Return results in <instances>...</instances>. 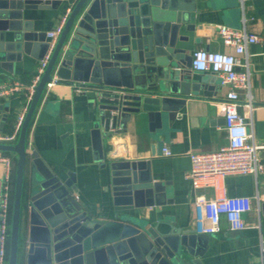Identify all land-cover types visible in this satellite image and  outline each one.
<instances>
[{
  "label": "water",
  "instance_id": "95a60500",
  "mask_svg": "<svg viewBox=\"0 0 264 264\" xmlns=\"http://www.w3.org/2000/svg\"><path fill=\"white\" fill-rule=\"evenodd\" d=\"M61 2L0 0V69L12 73L23 55L43 58L51 40L34 30L29 12L55 9ZM189 2L74 1L16 142L0 143V152L16 158L7 264H19L20 253L23 264H205L208 235L168 221L150 224L133 214L100 219L85 211L70 192L72 174L62 179L36 152L30 156L25 203L23 198L28 129L46 84L55 78L56 83L77 84L96 93L93 159L108 167L114 204H156L162 185L153 182L149 161L110 160L103 154L102 140L110 131L124 134L133 116H145L148 131L157 134L164 119H175L191 92L202 93L206 78L192 77V55L179 46L186 41L181 29L194 28ZM5 101L0 100V132L8 118Z\"/></svg>",
  "mask_w": 264,
  "mask_h": 264
},
{
  "label": "crops",
  "instance_id": "0c3cea01",
  "mask_svg": "<svg viewBox=\"0 0 264 264\" xmlns=\"http://www.w3.org/2000/svg\"><path fill=\"white\" fill-rule=\"evenodd\" d=\"M75 0H62L55 9L30 11L35 31H51L58 24ZM195 13L194 28L180 35L186 41L179 46L189 55L199 49L233 53L222 45L218 27L224 25L248 34L264 37V0H187ZM243 65L237 70L249 73V88L239 91V112L247 116L248 129L256 144H264V43L250 44L240 57ZM38 61L23 55L13 64L12 73L0 69L1 83H29ZM192 77L206 78L202 93L191 92L175 119H164L157 134L148 131L145 116H133L124 134L110 131L102 140L103 154L108 159L149 161L154 183L162 185L153 206L139 208L115 205L111 191L108 167L102 168L93 159L91 131L97 121L96 93L82 87L74 91L75 84L58 82L44 90L36 107L27 133L24 178V203L30 180L31 154L36 152L42 162L62 179L72 174L70 192L81 207L99 217L111 220L115 214H133L145 218L150 224L168 221L182 229L193 230V202L198 195L212 198L211 189L193 190L185 178L190 167L189 153L215 151L227 144L224 130L223 108L226 89L211 73L191 69ZM77 85V84H76ZM3 104L7 105L8 118L0 136L10 128L24 105L22 95L14 94ZM250 104V108L245 105ZM3 112V111H2ZM13 121V122H12ZM154 154H151V147ZM167 147L171 155L164 156ZM264 158V149L258 152ZM106 161V160H105ZM6 168L0 164V183ZM218 196H244L251 199V210L243 216L249 227L243 231L229 230L226 219L221 217V231L209 235L205 264H261V245L264 241V172L253 175H230L220 182ZM26 205V204H25ZM25 215V207L23 211ZM24 229V228H23ZM22 229V236H23ZM19 264H23L20 253Z\"/></svg>",
  "mask_w": 264,
  "mask_h": 264
},
{
  "label": "built area",
  "instance_id": "2783aa9c",
  "mask_svg": "<svg viewBox=\"0 0 264 264\" xmlns=\"http://www.w3.org/2000/svg\"><path fill=\"white\" fill-rule=\"evenodd\" d=\"M70 11L71 7L59 19L55 28L46 33V36L51 40L49 48L43 58L38 61L32 80L27 84L19 82L0 84V100H7L14 94L24 95L25 98L21 112L14 119L13 131L7 135H1L0 143L14 144L16 142L35 88L44 73L55 42ZM218 36L222 45L232 49L233 53L196 50L192 53L191 69L195 72L215 75L220 86L226 89L221 105L227 144L215 151L189 153L190 167L185 173V178L191 183L193 190L211 189L214 193L212 198L198 195L193 202V230L198 234L208 236L221 231L222 216L226 219L229 230L232 232L243 231L249 227L243 216L251 210V199L244 196H218L221 180L230 175L257 177L264 172V158L258 155V152L264 149V144L254 142L253 135L248 129L247 116L238 110L241 106L239 91L249 88V73L247 70H237L238 67H247V64L243 65L240 61V57L246 54L247 46L258 42L264 43V37L224 25L218 27ZM56 81L53 78L46 84L45 90L56 84ZM74 91L79 93L82 91V87L75 84ZM245 106L250 108V104ZM162 154L170 156L171 152L167 147H163ZM0 164L6 168V174L0 186V264H7L9 174L12 160L0 152ZM261 264H264V241L261 245Z\"/></svg>",
  "mask_w": 264,
  "mask_h": 264
},
{
  "label": "trees",
  "instance_id": "16d2710c",
  "mask_svg": "<svg viewBox=\"0 0 264 264\" xmlns=\"http://www.w3.org/2000/svg\"><path fill=\"white\" fill-rule=\"evenodd\" d=\"M27 84V83H26ZM23 100H25L24 95H22ZM13 122V121H12ZM13 131V125L10 128H7L4 133L5 135L10 134ZM2 155L8 156L12 160V165L10 168L9 174V186H10V202H9V211H8V228L10 226V218H11V205H12V194H13V185H14V167H15V156L12 153L1 152ZM8 247H9V239L7 241V253H6V260L8 255Z\"/></svg>",
  "mask_w": 264,
  "mask_h": 264
}]
</instances>
